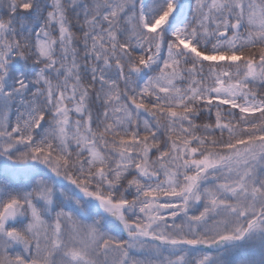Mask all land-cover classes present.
<instances>
[{"label": "snow or ice", "instance_id": "obj_1", "mask_svg": "<svg viewBox=\"0 0 264 264\" xmlns=\"http://www.w3.org/2000/svg\"><path fill=\"white\" fill-rule=\"evenodd\" d=\"M0 264H264V0H0Z\"/></svg>", "mask_w": 264, "mask_h": 264}]
</instances>
